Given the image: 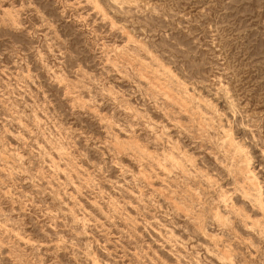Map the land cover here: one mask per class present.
<instances>
[{
	"label": "rangeland",
	"instance_id": "rangeland-1",
	"mask_svg": "<svg viewBox=\"0 0 264 264\" xmlns=\"http://www.w3.org/2000/svg\"><path fill=\"white\" fill-rule=\"evenodd\" d=\"M0 264H264V0H0Z\"/></svg>",
	"mask_w": 264,
	"mask_h": 264
},
{
	"label": "bare ground",
	"instance_id": "bare-ground-1",
	"mask_svg": "<svg viewBox=\"0 0 264 264\" xmlns=\"http://www.w3.org/2000/svg\"><path fill=\"white\" fill-rule=\"evenodd\" d=\"M253 219V218H252Z\"/></svg>",
	"mask_w": 264,
	"mask_h": 264
}]
</instances>
